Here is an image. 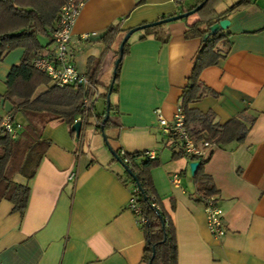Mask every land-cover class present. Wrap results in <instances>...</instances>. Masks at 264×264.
Listing matches in <instances>:
<instances>
[{"label":"crops","instance_id":"obj_1","mask_svg":"<svg viewBox=\"0 0 264 264\" xmlns=\"http://www.w3.org/2000/svg\"><path fill=\"white\" fill-rule=\"evenodd\" d=\"M197 1L187 7L173 0L84 2L69 59L80 73L92 76L99 71V102L105 104L96 107L101 120L114 75L117 41L129 29L185 12ZM248 3L227 16L228 48L221 46L223 58L200 74L212 93L190 105L213 112L215 123L240 117L249 126L254 118L242 143L218 145L204 165L223 209L226 233L222 238L212 237L203 203L197 200L190 164L198 160L184 155L177 139L164 135L157 125V109L173 119L202 46L201 39L185 37L197 14L190 21L161 24L170 35L168 42L152 37L140 40L142 30L135 32L122 58L118 92L111 95L117 107L115 124L104 131L108 130L112 150H152L161 161L151 176L157 203L175 227L177 264H264V0ZM86 34L88 39L82 37ZM39 40L41 54L52 52V34ZM24 53L19 47L0 59V122L13 108L4 97L8 75ZM24 117L19 113L15 120L24 125ZM83 137H73L61 120H52L42 129L40 138L49 144L28 182L30 196L24 212L7 200L0 202L1 264H145L144 230L129 208L133 185L121 179L124 167L113 161L106 142L89 140L87 146ZM177 152L181 155L174 157ZM73 173L76 177L71 180ZM175 174L178 183H173Z\"/></svg>","mask_w":264,"mask_h":264},{"label":"trees","instance_id":"obj_2","mask_svg":"<svg viewBox=\"0 0 264 264\" xmlns=\"http://www.w3.org/2000/svg\"><path fill=\"white\" fill-rule=\"evenodd\" d=\"M181 5L185 0H173ZM222 0H198L189 10L194 9L201 2L198 19L185 30L186 38L201 39L193 70L187 79L182 92V111L185 114V126L195 142L207 140L217 145L232 142L242 143L249 133L254 118L249 126L240 118L234 117L220 124L214 122L211 111L202 112L190 105L205 95L212 93L200 80L201 72L209 66H214L223 58L221 46L228 48V34L225 30L209 33L210 26L227 19V16L242 10L249 4V0H239L224 12H218L216 5ZM66 0H0V59L16 48H24L25 53L19 64L12 66L7 78V90L4 97L11 101L13 108L11 115L15 117L22 113L27 123L22 125L17 136L0 134V202L7 200L14 209L24 212L30 196L29 181L34 177L43 158L49 142L41 140V131L52 120H61L70 128V134L75 118L81 113L82 91L80 87L65 86L59 88L54 85L47 74L38 71L33 66L34 59L40 54L43 46L39 36H51L58 10ZM187 10V11H189ZM163 25L145 28L140 40L155 38L168 42L170 35L162 31ZM130 41L124 45L123 57L129 52ZM119 50L117 51V58ZM122 60L116 68L111 95L118 92ZM40 87L44 90L38 91ZM109 86L105 97L107 96ZM117 107L111 102L110 115L103 128L113 124V113ZM106 114V111H105ZM104 114V116H105ZM104 118V117H103ZM99 126V131H100ZM101 132V131H100ZM117 161L124 167V182H129L138 188L135 193L137 202L145 218L141 228L145 234L143 262L145 264H177V242L173 221L161 206H152L156 190L151 176L152 169L161 164L157 158H148L145 152L126 153L115 149ZM175 153L174 157H179ZM193 160H197L193 158ZM206 160H198L194 172V182L197 188V200L202 202L205 196L218 194L211 176L204 172ZM23 176L27 181L21 183L16 176ZM157 202V198H156ZM158 204V203H157Z\"/></svg>","mask_w":264,"mask_h":264},{"label":"built area","instance_id":"obj_3","mask_svg":"<svg viewBox=\"0 0 264 264\" xmlns=\"http://www.w3.org/2000/svg\"><path fill=\"white\" fill-rule=\"evenodd\" d=\"M86 0H66L65 4L58 10L56 21L53 25L52 40L53 50L47 54H38L33 61V66L38 71L47 74L59 88L65 86L80 87L82 91L81 97V113L75 118L74 123L80 121L82 124L81 135L84 128L90 124V119L93 118V123L96 128L101 126V118L97 115V104L102 97L99 83V71L92 76L80 73L75 65L69 59L71 51V42L73 39V29L76 20L79 16L81 8ZM88 39V34L82 36ZM182 107L178 105L172 120L165 118L160 109L156 110L157 125L161 132L169 137L176 138L181 146V151L187 157L197 160H206L210 157L213 149L218 145L207 140L195 142L185 126V114ZM22 124L14 120L10 114L0 122V134H9L12 138L16 137L20 131ZM145 156L148 158H156L154 151H145ZM75 174H71L69 179L73 180ZM179 175L173 176V183L179 182ZM137 187H132L131 200L129 208L136 218L138 225L142 226L145 218L142 216V210L137 202L135 193ZM207 225L212 237L216 239L222 238L226 233L225 224L223 221V209L219 205L216 195L205 196L202 200ZM152 206H157L156 198L153 197ZM1 264V262H0Z\"/></svg>","mask_w":264,"mask_h":264},{"label":"water","instance_id":"obj_4","mask_svg":"<svg viewBox=\"0 0 264 264\" xmlns=\"http://www.w3.org/2000/svg\"><path fill=\"white\" fill-rule=\"evenodd\" d=\"M203 4H204V2H201L198 6H196L192 10L185 11V12H182L180 14L169 16V17H166V18H162V19H159V20L154 21V22L145 23L143 25H140V26H137V27L129 29L126 32V34L124 35V37L122 38V40H121V43H120V46H119V56H118V58L115 61L114 73L113 74L115 75L116 68H117V66L119 65V63L121 62V60L123 58L124 45L126 44V42L130 39V37L135 32L143 30L145 28L154 27V26H158V25H161V24H166V23H169V22H172V21H176L177 19L179 20V19L187 18L190 15L195 14L198 10H200L202 8ZM229 24H230L229 19H223L220 22L214 23L212 26H210V30H208L209 33L206 34L205 37H207L210 34H214V33H216L217 31H220V30H226L228 28ZM113 84H114V76H113V78L111 80V83L109 85V90H108V93H107V96H106V114H105V116H104V118H103V120L101 122L100 131H101V133L104 136V139H105L104 141H106L108 149L111 151V153H113V156L116 157V155H115L116 153H114V150H112V148L108 144L107 137L104 135V128H103L105 126L106 120L109 118V115H110L111 93H112ZM81 129H82V124H81L80 121L75 122L71 126V130H73L75 132L77 138L80 137ZM198 164H199L198 162H192L190 164V169H191V173L192 174H194Z\"/></svg>","mask_w":264,"mask_h":264},{"label":"rangeland","instance_id":"obj_5","mask_svg":"<svg viewBox=\"0 0 264 264\" xmlns=\"http://www.w3.org/2000/svg\"><path fill=\"white\" fill-rule=\"evenodd\" d=\"M193 0H185V2L183 3V4H181V5H179V6H181V7H187V6H189L190 5V3L192 2ZM236 0H222L221 1V3L217 6V10L218 11H224V10H226L228 7H229V4L231 5V3H233V2H235ZM176 4V3H175ZM193 15H195V14H192L191 16H189L188 18H184V19H177L178 20V22H180V21H182L183 20V22H184V20H187L188 19V21H190V20H192V16ZM176 20V21H177ZM172 22H175V21H172ZM170 23V22H169ZM137 32H139V31H137ZM121 40H122V38L120 39V40H118L117 41V43H116V50H118L119 49V46H120V43H121ZM43 90V88H41V89H39L38 91H42ZM101 101V100H100ZM99 104H98V106L100 107V106H102V105H104L105 106V104H104V102L103 101H101V102H98ZM98 107V108H99ZM93 123V118H91L90 119V124L89 125H87V127H86V129H85V131H84V134H82L84 137L83 138H85L86 139V145L88 146V143L90 142L89 140H92V142H98V141H104L105 139H104V136H103V134L100 132V131H96L95 130V126H94V124H92ZM82 135H81V137H82ZM104 135L107 137L108 135H109V133H108V130L107 129H105V131H104ZM81 140V139H80ZM105 142L106 141H104V145H106L105 144ZM86 146V147H87ZM16 178H17V180H19V181H23V176H16Z\"/></svg>","mask_w":264,"mask_h":264}]
</instances>
